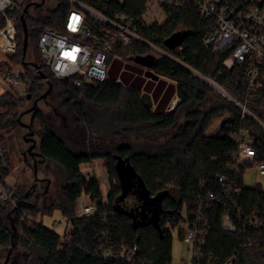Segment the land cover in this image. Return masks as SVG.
<instances>
[{
    "label": "trees",
    "instance_id": "1",
    "mask_svg": "<svg viewBox=\"0 0 264 264\" xmlns=\"http://www.w3.org/2000/svg\"><path fill=\"white\" fill-rule=\"evenodd\" d=\"M79 1L110 16L123 12L137 21L139 35L169 56L154 55L147 45L134 43L117 48L120 58L153 55V72L173 83L165 94L174 90L179 102L164 114L153 106L156 90L151 95L142 93L136 85L141 79L130 80L123 74L121 83L111 78L82 87L74 86L70 79H53L39 58L38 39L43 26L63 29L68 2L59 0L56 8L34 19L27 17L28 5L26 10L19 5L21 12L7 13L15 22L11 60H17L27 73L30 86L24 96L10 91L0 94V138L4 141L6 135L17 130L22 114L35 100L47 104V98L54 100L56 104H51L48 112L37 105L30 124L39 155L50 160L59 172L61 189L50 204L41 207L34 202L36 185H17L13 196L19 208L0 205V251L22 249L23 261L10 264H131L126 259L99 255L101 246L110 242L113 251L136 245L134 264H172V231L177 228L181 239L185 227H191L200 215L207 233L191 264H264V185L245 187L243 180L245 170L254 162L264 163V60L259 65L260 87L249 91L245 66L235 64L230 70L223 66L230 50L214 53L204 46L203 39L214 22L201 20L193 4L164 7L165 22L146 25L142 21L145 0ZM22 18L27 34L25 53ZM4 25L5 18L0 15V27ZM175 35H180L182 42L171 49L166 41ZM30 40L36 41L38 61L26 59ZM45 77L47 82L42 80ZM203 78L215 82L229 97ZM43 84L47 85L44 99ZM232 99L245 103L257 120L247 114L241 118V109ZM218 120L221 122L216 131L209 133ZM240 125L247 128L253 140L255 157L253 162L238 167L236 173L232 168L236 166L238 146L229 133ZM119 159L130 165L149 198L164 196L157 223L153 218L139 221L142 202L138 197L120 201ZM94 160L104 162L110 187L106 201L100 181H88L80 170ZM220 175L231 179L233 190L239 191L225 193L218 182ZM209 193L213 199L207 198ZM83 194L96 206L90 217L76 214ZM54 209H60L72 224L71 231L60 235L33 221ZM224 214L229 216L227 225L222 221ZM254 221L259 223L255 225Z\"/></svg>",
    "mask_w": 264,
    "mask_h": 264
},
{
    "label": "built area",
    "instance_id": "2",
    "mask_svg": "<svg viewBox=\"0 0 264 264\" xmlns=\"http://www.w3.org/2000/svg\"><path fill=\"white\" fill-rule=\"evenodd\" d=\"M64 1L70 6L64 19L63 29L56 30L43 26L38 39L40 60L43 66L49 68L53 79H70L76 87L94 81H106L112 60L120 57L117 48L134 43L147 45L154 55L169 56L167 52L139 35L137 21L132 16L123 12L110 16L104 10L79 0ZM188 3L196 7L201 20L214 22L212 31L203 39L204 46L214 53L230 50L231 53L223 61V66L227 70L235 64L245 66V73L249 78V91L259 88V65L264 60V0H145L142 21L146 25H161L166 20L164 7L181 8ZM14 11L21 12L17 2L0 0V15L5 18V25L0 27V53L3 52L8 56L13 54L15 22L7 16V13ZM33 72L38 74L37 69ZM0 79L14 95L27 94L30 79L24 71L9 70L3 66L0 67ZM203 79L208 84L214 83L225 93L212 80ZM42 80L47 82L48 78ZM232 101L241 109V118L245 114L251 115L245 103L234 99ZM225 118H228V115ZM229 137L238 146L236 166L232 170L239 173L238 167L245 162L254 161L253 140L243 125H240L238 130L230 132ZM252 169L264 176V163L254 162ZM12 171L5 142L0 138V205H9L18 209L19 204L13 196L17 181L13 178ZM218 182L222 184L225 193L239 191V189L233 190L232 180L225 175H220ZM84 197L88 201L80 208L79 215L90 217L96 212V206L89 196L84 195ZM207 198L213 199V194L209 193ZM33 221L41 222L40 216ZM222 221L226 225L230 223L228 214L223 215ZM258 223L254 221L255 225ZM206 233V225L202 223L200 215L191 227H185L181 240L187 244L193 243L194 258L197 257L198 250L204 243ZM102 237L106 239V233H103ZM136 251V245L113 251L108 242L101 246L99 255L104 259H126L134 264Z\"/></svg>",
    "mask_w": 264,
    "mask_h": 264
},
{
    "label": "rangeland",
    "instance_id": "3",
    "mask_svg": "<svg viewBox=\"0 0 264 264\" xmlns=\"http://www.w3.org/2000/svg\"><path fill=\"white\" fill-rule=\"evenodd\" d=\"M14 1L23 7H26L28 5L29 8L27 11V17L33 19L38 18L41 13L43 14L56 8L59 3V0ZM38 5H40V9H38ZM12 52L14 53L15 49H13ZM38 56L36 55V41L30 40L28 51L26 53V59L34 62L36 60H39L40 57L38 58ZM114 61H116V64L113 67L112 71L116 73V78L118 79L117 82L121 83L120 75L122 74L130 80L140 76L145 79L144 67L139 66L133 60L118 57L116 59H113L111 63H113ZM3 66L12 70H21V66L20 64H18L17 60H11V57L6 56L4 53H0V67ZM108 79H111L109 75ZM209 84L217 92L229 97L214 83L209 82ZM46 87L47 85L43 84L41 86V92H43ZM6 91L9 90L0 79V94ZM47 100L48 102H50L49 104H47L46 102H42L39 104V107L43 108L45 112H48L52 109L50 106L51 104H56L55 101L50 98H47ZM249 113L251 114V112ZM251 116L253 115L251 114ZM31 117L32 112H24L21 116L22 123L28 124L31 120ZM253 118L257 120L255 116H253ZM220 122L221 120L214 122L209 130V133L213 134ZM26 132L27 128L24 125H21L17 128V130L13 131L11 134L6 135L4 137V142L9 154L11 165L13 167V178L18 181L19 185H22L25 188L36 185L37 195L34 202L42 207L50 204L52 200L51 198H56L58 191H60L61 189V184L59 183V172L57 171L56 166L50 160L44 159L39 155L37 147L33 149V154L28 152L31 148V143L25 141ZM22 150H24L26 153L24 154L23 152H21ZM103 165L104 162L100 161L98 167L94 166L92 168H88V166L82 165L80 170L82 169V174L86 177V179H90L94 176H100V172L98 171V169H102ZM95 169H97V171ZM243 180L245 187H253L257 184L264 185V176H261L257 170L252 168L245 170L243 174ZM99 181L100 184L101 182L106 183L107 176L99 178ZM133 182L134 186L132 190L121 201L127 200V198L130 196L138 197V199L142 202L141 211L138 213V216L140 218L139 221H146L153 217L156 206L153 203L147 204L149 202L146 199L143 190L140 188L139 184L136 181ZM83 199L87 202L86 197H83ZM77 213L78 212L76 209V214ZM67 222L68 221L65 215L62 214L60 209H54L51 214H46L42 218V223L44 226L51 228L53 231L60 235L66 232ZM178 235L179 231L176 228L172 231V264H191L194 258V245L193 243L187 244L186 242L181 240ZM7 255L9 256L7 264L12 263L13 261H23L24 258V252L18 247L13 251V253H11V250H9L8 252L2 250L0 251V264H4Z\"/></svg>",
    "mask_w": 264,
    "mask_h": 264
},
{
    "label": "crops",
    "instance_id": "4",
    "mask_svg": "<svg viewBox=\"0 0 264 264\" xmlns=\"http://www.w3.org/2000/svg\"><path fill=\"white\" fill-rule=\"evenodd\" d=\"M6 56H8V55H6ZM8 57H11V56L9 55ZM115 62L116 61L111 63L110 68H109L110 70L108 71V75L112 79H115L114 80L115 82H117L118 79L116 78V73L114 71H112L113 67L116 64ZM7 65H8V63H7ZM15 71H23V69L21 67V70H15ZM139 78L141 79V81H140L139 84H136V85L139 86V88L142 91V93H148L149 95H151L152 91L156 90L154 92V94H153V97H154V105L153 106H154V108H157L158 111H161L164 114L165 113H169L173 108H175V106L179 102V98H178L176 92L173 90L170 95L167 96V94H165V91H166L167 87L168 86H173V83L171 81L162 79L161 77H158L157 80H151V79H148L146 77L144 79L141 76ZM99 162H100V160H94L90 164H86V166H88V168H92L94 166L98 167ZM95 170L97 171V169H95ZM98 171L100 172V176H98V177L94 176V178H97L99 180V178L107 176L106 169H105L104 165L102 166V169H98ZM90 172H92V171H90ZM17 184H18V181H17ZM100 189H101L102 198H103L104 201H106V199H107V197L109 195V192H110L108 179H107L106 183L105 182L104 183L101 182ZM83 197H84V194L82 195V197L77 202V205H76V209H77V212H78L77 215H79L80 208L86 203V201L83 199ZM87 201H88V199H87ZM42 218L43 217L40 216L41 222H42ZM72 229H73L72 224L70 222H67V229H66L65 233L71 231Z\"/></svg>",
    "mask_w": 264,
    "mask_h": 264
},
{
    "label": "water",
    "instance_id": "5",
    "mask_svg": "<svg viewBox=\"0 0 264 264\" xmlns=\"http://www.w3.org/2000/svg\"><path fill=\"white\" fill-rule=\"evenodd\" d=\"M27 8L28 7H26L25 10ZM22 23H23V28H24V32H25L24 43H23V52L25 53V50L27 47V34H26V28H25L23 18H22ZM181 42H182L181 36L175 35L166 41V45L171 49H175L178 46H180ZM130 59L133 60L139 66L144 67V77L151 79V80H157L158 79V76L152 70L154 67L153 55L136 56V57L130 58ZM35 106H36V102L34 103L33 108ZM117 170L119 172L121 187H122V195L120 197V201L122 199H124L128 195V193L132 190V188L134 186L133 181H136L139 184L140 188L143 190L140 179L137 178L135 172L133 171V169L130 167L129 164H126L124 161L119 159L118 164H117ZM143 192H144V190H143ZM144 194H145L146 199L149 202L147 204L153 203L156 206V210H155L152 218H153V221L155 223H157L160 204H161V201L163 200L164 196L160 195V196L155 197V198H149L146 193H144ZM144 221L145 220H143L141 222H144ZM8 260H9V256L7 255L4 264H7Z\"/></svg>",
    "mask_w": 264,
    "mask_h": 264
},
{
    "label": "flooded vegetation",
    "instance_id": "6",
    "mask_svg": "<svg viewBox=\"0 0 264 264\" xmlns=\"http://www.w3.org/2000/svg\"><path fill=\"white\" fill-rule=\"evenodd\" d=\"M46 88H47V87H46ZM45 90H46V89H45ZM45 90L42 92V94H43V95H42L43 99L47 97V91H45ZM49 90H50V89H49ZM35 102H36V106H37V105H39L40 102H42V101H41V100H35L34 103H35ZM33 106H34V104L30 107V109H31V110L29 109L30 112H32L33 109H35V107H36V106H35V107L33 108ZM29 111H28V112H29ZM21 125H24V126L27 128V132H26V134H25V141L31 143V145H30L31 148L29 149V151H28V150H27V151H28L29 153L33 154L32 151H33L34 148L37 147V141L35 140V137H34V135H33V132L31 131V124H30V122H29L28 124H23L22 121H21ZM21 125H20V126H21ZM21 152H23L24 154L26 153L24 150H22ZM128 201H130V197L128 198Z\"/></svg>",
    "mask_w": 264,
    "mask_h": 264
}]
</instances>
